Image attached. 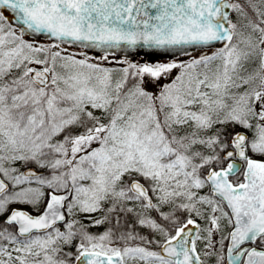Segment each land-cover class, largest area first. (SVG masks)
Instances as JSON below:
<instances>
[{
    "label": "snow or ice",
    "instance_id": "1",
    "mask_svg": "<svg viewBox=\"0 0 264 264\" xmlns=\"http://www.w3.org/2000/svg\"><path fill=\"white\" fill-rule=\"evenodd\" d=\"M0 264H264V0H0Z\"/></svg>",
    "mask_w": 264,
    "mask_h": 264
},
{
    "label": "rangeland",
    "instance_id": "2",
    "mask_svg": "<svg viewBox=\"0 0 264 264\" xmlns=\"http://www.w3.org/2000/svg\"><path fill=\"white\" fill-rule=\"evenodd\" d=\"M38 41L43 42L42 40H38ZM111 63H115V61H111ZM36 67H40V66H39V65H36ZM173 74H174V73H173ZM164 82H166L165 79H164V78H161L159 81H157V82H155V83H153V82H148L145 86H146L147 88H149V90L155 92V91H158V90H159V86H160L161 84H163ZM21 205H26V206L32 207L31 205H28V204H21Z\"/></svg>",
    "mask_w": 264,
    "mask_h": 264
},
{
    "label": "trees",
    "instance_id": "3",
    "mask_svg": "<svg viewBox=\"0 0 264 264\" xmlns=\"http://www.w3.org/2000/svg\"><path fill=\"white\" fill-rule=\"evenodd\" d=\"M14 207H22L24 209H27L28 211L30 212H35L36 210L33 208V207H29V206H26V205H13ZM92 231H96L95 228L92 229Z\"/></svg>",
    "mask_w": 264,
    "mask_h": 264
},
{
    "label": "water",
    "instance_id": "4",
    "mask_svg": "<svg viewBox=\"0 0 264 264\" xmlns=\"http://www.w3.org/2000/svg\"><path fill=\"white\" fill-rule=\"evenodd\" d=\"M28 39H33V37H31V36H29V37H27ZM35 39H37V40H44V38L41 36V37H36ZM94 51H98V50H94ZM145 59H147L148 57H144ZM153 59H160L161 57H152Z\"/></svg>",
    "mask_w": 264,
    "mask_h": 264
},
{
    "label": "flooded vegetation",
    "instance_id": "5",
    "mask_svg": "<svg viewBox=\"0 0 264 264\" xmlns=\"http://www.w3.org/2000/svg\"><path fill=\"white\" fill-rule=\"evenodd\" d=\"M19 208H22V207H19ZM33 214H37L36 211L35 212H32Z\"/></svg>",
    "mask_w": 264,
    "mask_h": 264
}]
</instances>
